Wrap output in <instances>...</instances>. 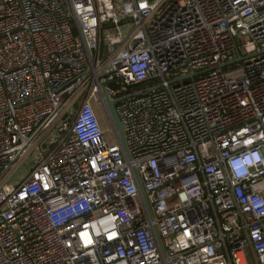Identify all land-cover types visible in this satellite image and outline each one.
Here are the masks:
<instances>
[{
	"label": "built area",
	"instance_id": "obj_1",
	"mask_svg": "<svg viewBox=\"0 0 264 264\" xmlns=\"http://www.w3.org/2000/svg\"><path fill=\"white\" fill-rule=\"evenodd\" d=\"M0 264H264V0H0Z\"/></svg>",
	"mask_w": 264,
	"mask_h": 264
},
{
	"label": "water",
	"instance_id": "obj_2",
	"mask_svg": "<svg viewBox=\"0 0 264 264\" xmlns=\"http://www.w3.org/2000/svg\"><path fill=\"white\" fill-rule=\"evenodd\" d=\"M231 64H233V63H230L229 65H231ZM194 76H195V74L190 75L188 78H191V77H194ZM116 103H117V101H113L109 97H105V104H106L110 119H111V121L113 123L114 129H115V131L118 134V137H119V140H120V144H121V146H122V148H123V150H124V152L126 154V157L128 159H130V155H129L128 148H127V143H126L125 132H124L123 126H122V124L120 122V119H119V117L117 115V112H116V108H115ZM138 185H139V191H140L141 197L143 199L144 206H145L149 216L152 218L151 210H150V207H149L148 202L146 200L143 186H142V184H141V182L139 180H138ZM153 231H154L155 238H156V241L158 243L160 252H161V254L164 257L165 256V251H164V248H163V245H162V242H161V238H160L155 226L153 227Z\"/></svg>",
	"mask_w": 264,
	"mask_h": 264
},
{
	"label": "rangeland",
	"instance_id": "obj_3",
	"mask_svg": "<svg viewBox=\"0 0 264 264\" xmlns=\"http://www.w3.org/2000/svg\"><path fill=\"white\" fill-rule=\"evenodd\" d=\"M109 86L113 89H117V85L115 83H110ZM98 114H99V119L101 121V124L103 125V128L105 129L106 132L108 131L109 137L111 139H114V135H112V132H111L112 128L110 125V121L108 120L106 114L102 110H99ZM27 169L28 168L24 166L18 173L19 175L16 176V179L17 180L24 179L26 177Z\"/></svg>",
	"mask_w": 264,
	"mask_h": 264
},
{
	"label": "clouds",
	"instance_id": "obj_4",
	"mask_svg": "<svg viewBox=\"0 0 264 264\" xmlns=\"http://www.w3.org/2000/svg\"><path fill=\"white\" fill-rule=\"evenodd\" d=\"M244 165L250 168V160L247 157H237L235 162L232 164L233 168L236 169L238 175L243 174Z\"/></svg>",
	"mask_w": 264,
	"mask_h": 264
}]
</instances>
